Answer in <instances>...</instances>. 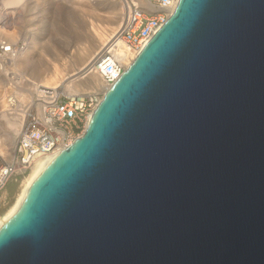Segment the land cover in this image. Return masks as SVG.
Masks as SVG:
<instances>
[{"label": "water", "instance_id": "1", "mask_svg": "<svg viewBox=\"0 0 264 264\" xmlns=\"http://www.w3.org/2000/svg\"><path fill=\"white\" fill-rule=\"evenodd\" d=\"M0 264H264V0H180L0 232Z\"/></svg>", "mask_w": 264, "mask_h": 264}, {"label": "bare ground", "instance_id": "2", "mask_svg": "<svg viewBox=\"0 0 264 264\" xmlns=\"http://www.w3.org/2000/svg\"><path fill=\"white\" fill-rule=\"evenodd\" d=\"M4 1L2 2L4 5L0 7V20L9 17V12L14 14L12 10L6 9L11 7L10 4H18L22 0ZM88 1L90 5L72 0L71 4L77 3L76 5L81 6V9L86 12L85 16L87 17L84 19V24L78 31L75 30V34L62 35L59 43L50 41V35L46 36L47 38L43 39V42L48 45V48L41 50L43 53L38 51L42 56V60L41 58L37 59L36 54H34L36 47L42 45L37 46L38 41L33 31L26 32L27 44L11 53L9 57V62L12 64L11 67H7L0 59V152L3 155L9 157L13 155L15 135L18 133L22 121V106L29 99L33 90H38L40 86H59L64 91L72 93L101 90L104 96L111 88L112 84L107 85L104 83L94 68L93 62L97 53L109 46L110 51L116 56L125 57L130 53L122 42L113 43V46H111L112 42H110L115 30L126 17L130 4L126 0ZM132 1L142 8L152 9L147 0ZM179 1L175 0L169 8L170 15L174 13ZM96 4L105 7V12L97 13L93 8ZM32 23L34 22H29V24ZM0 34H5L7 39L15 41L22 34V31L17 28L11 30L0 28ZM97 48L98 50H96ZM130 64L131 61L126 64V68ZM27 66L34 75L17 73V71L20 72V69ZM7 80L13 81L15 86H5ZM21 83H28V86L24 87ZM7 90H10L13 96L15 95L16 104L12 102V98L6 97L5 92ZM93 112L94 110L87 115L84 129L89 126ZM65 149L67 147L55 148L48 153L34 156L29 169L21 177L12 201L0 214V232L20 214L33 187L48 163Z\"/></svg>", "mask_w": 264, "mask_h": 264}, {"label": "built area", "instance_id": "3", "mask_svg": "<svg viewBox=\"0 0 264 264\" xmlns=\"http://www.w3.org/2000/svg\"><path fill=\"white\" fill-rule=\"evenodd\" d=\"M126 1L130 4L126 17L110 42L111 46L122 42L130 53L125 57L116 56L109 46L101 49L93 62L107 85L113 84L121 76L126 64L135 58L165 23L175 0H147L152 9L142 8L132 0ZM13 52V43L0 41V53ZM38 90H33L22 106V121L12 157L0 152V190L13 176L27 172L35 155L65 148L80 136L87 115L95 110L103 98L101 90L72 93L59 86H40ZM14 96L12 102L16 104Z\"/></svg>", "mask_w": 264, "mask_h": 264}, {"label": "rangeland", "instance_id": "4", "mask_svg": "<svg viewBox=\"0 0 264 264\" xmlns=\"http://www.w3.org/2000/svg\"><path fill=\"white\" fill-rule=\"evenodd\" d=\"M22 1H20L18 4H10L11 7L6 8V9L7 10L10 9V11L12 10L14 14L9 12V15H8L9 17L4 18L5 20L4 19L0 20L1 29L11 30L13 28H17L20 31H22V34L15 41L7 39L5 34H0V41L6 40L8 42L13 43L14 44L13 48L15 52L27 44L26 32L33 31L38 41L37 46L42 45V46L36 47L39 50L35 49L34 54H36L37 59L41 58V60H42V56L39 54L38 51H41V50L43 51L48 48V45L43 41L49 35H50L49 38H51L50 41L54 43L55 42L59 43V39L62 35L68 36L71 33L75 34V30L78 31V29L81 28V26L84 24V21H85L84 19H86L87 17L85 16L86 12L81 9V6H77L76 5L77 3L71 4L72 0H22ZM76 1L77 2L80 1V3H85V4L90 5L88 0H76ZM95 1H99V0H95ZM2 2H5V1L0 0V7L4 5V3ZM93 8L95 9L97 13L99 12L104 13L106 10L105 7L101 5L99 6V4L94 5ZM2 16L4 15L2 14ZM31 21L34 23L29 24V22ZM96 50H98V48ZM10 56H11V53L10 54L0 53V59L4 62V64L7 67H11L12 65L11 62H9ZM28 68H29L28 66L24 67L23 69H20V72L17 71V73H23L25 75H34L31 73V69L30 68L28 69ZM13 84H14L13 81L7 80L5 86L13 87L15 86V84L14 85ZM21 84H23L22 86L24 87L28 86V83H21ZM5 95L6 97L10 99L13 97V93L10 90H7L5 92ZM0 132H1V128H0ZM22 175L23 174H17L13 176L6 183V185L0 190V214L4 211V209L12 201L14 194L16 193L18 189ZM5 188L7 189V192L3 196V190Z\"/></svg>", "mask_w": 264, "mask_h": 264}, {"label": "crops", "instance_id": "5", "mask_svg": "<svg viewBox=\"0 0 264 264\" xmlns=\"http://www.w3.org/2000/svg\"><path fill=\"white\" fill-rule=\"evenodd\" d=\"M7 192V189L5 188L4 190H3V196H4V194Z\"/></svg>", "mask_w": 264, "mask_h": 264}]
</instances>
